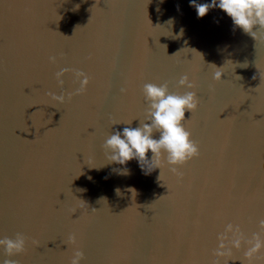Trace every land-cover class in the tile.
Here are the masks:
<instances>
[{"label": "water", "instance_id": "1", "mask_svg": "<svg viewBox=\"0 0 264 264\" xmlns=\"http://www.w3.org/2000/svg\"><path fill=\"white\" fill-rule=\"evenodd\" d=\"M61 68L90 80L58 104L46 93L79 87L71 72L57 87ZM184 74L200 103L185 112L199 156L179 168L183 178L109 163L101 145L143 120V84L183 94ZM121 167L127 175L113 171ZM261 218L264 39L233 30L218 8L197 18L190 0H0V238L27 237L12 259L69 264L76 233L81 264H211L225 223L250 236Z\"/></svg>", "mask_w": 264, "mask_h": 264}, {"label": "clouds", "instance_id": "2", "mask_svg": "<svg viewBox=\"0 0 264 264\" xmlns=\"http://www.w3.org/2000/svg\"><path fill=\"white\" fill-rule=\"evenodd\" d=\"M190 6L195 8L197 18H203L210 9L218 8L231 19L233 30L239 28L255 41L258 38L264 39V0H211V3H197V0H190ZM48 62L55 64L57 57L48 56ZM220 68L216 67V69ZM69 72L79 82L78 88L73 92H68L67 95L63 91L59 95L54 92L46 93L52 101L58 104L71 100L74 95L83 94L89 83L90 77L85 72L78 69L61 68L54 73L57 87L63 89L62 77ZM222 75V71H214L213 81H221ZM176 86L190 90L183 94L170 93L167 81L159 84L151 82L143 84L141 93L147 105L143 120H138L136 127H131L132 121L123 123L128 126L122 131L113 129L101 145L109 163L124 166L129 161L136 160L145 175L159 169L158 180H160L162 169L167 166L168 171L176 176L178 181L183 178V173L179 171V168L199 156V144L191 138V132L184 127L183 121H185V112L191 114L195 112L200 100L196 91L192 90L196 85L190 80L188 74L182 75ZM111 124L118 125L121 122L112 121ZM149 152L151 153L150 159ZM113 171L124 175L129 172L126 167L113 169ZM116 193L119 195L120 190L116 189ZM101 200L106 201L103 197ZM257 228L258 231L247 236L240 224L225 223L223 230L216 235V246L212 250L214 259L211 264H228L230 260H239L241 264L245 262L254 264L255 261L264 259L259 255L264 251V218L259 219ZM26 240L27 237L19 232L12 238L7 236L0 238V249H3L5 254L2 264H18V261L12 257L25 252ZM77 240L76 233H70L67 237L66 244L75 246L69 264H81L84 259V253L77 245ZM36 243L33 241V244ZM242 246L245 249L243 259L234 257L233 251H239Z\"/></svg>", "mask_w": 264, "mask_h": 264}]
</instances>
